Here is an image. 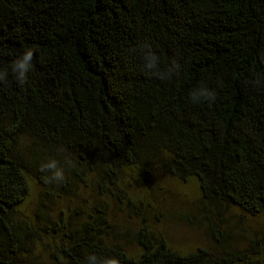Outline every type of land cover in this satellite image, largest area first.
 I'll return each instance as SVG.
<instances>
[{
    "label": "trees",
    "instance_id": "obj_1",
    "mask_svg": "<svg viewBox=\"0 0 264 264\" xmlns=\"http://www.w3.org/2000/svg\"><path fill=\"white\" fill-rule=\"evenodd\" d=\"M142 42L161 69L177 61L171 79L143 69L134 51ZM28 47L27 83L11 74L0 83V264H86L89 254L120 264H258L241 252H177L144 224L131 257L108 242L115 226L99 208L49 225L13 210L31 177L47 194L88 183L113 194L126 169L157 165L195 178L213 206L264 213V88L249 83L264 75V0H0V69ZM201 81L216 90L214 103L190 101ZM50 157L63 182L39 171ZM210 230L217 241L220 229ZM43 232L57 239L47 262L31 255Z\"/></svg>",
    "mask_w": 264,
    "mask_h": 264
},
{
    "label": "rangeland",
    "instance_id": "obj_2",
    "mask_svg": "<svg viewBox=\"0 0 264 264\" xmlns=\"http://www.w3.org/2000/svg\"><path fill=\"white\" fill-rule=\"evenodd\" d=\"M119 187L113 194H100L95 183H88L60 196V191L45 193L31 177L28 194L13 214L21 221L49 225L85 218L99 208L115 226L116 234L108 242L121 246L131 257L142 251L134 234L144 224L177 252L188 253L197 248L214 255L241 252L247 259L264 264V213L250 215L236 206H213L202 198L195 178L179 179L157 165L148 172L126 169ZM210 226L221 231V237L215 235L217 241ZM47 233L40 234L31 249L32 256L45 262L50 245L57 242L51 237L53 233Z\"/></svg>",
    "mask_w": 264,
    "mask_h": 264
},
{
    "label": "clouds",
    "instance_id": "obj_3",
    "mask_svg": "<svg viewBox=\"0 0 264 264\" xmlns=\"http://www.w3.org/2000/svg\"><path fill=\"white\" fill-rule=\"evenodd\" d=\"M134 51H138L141 54L143 69L160 80L171 79L172 75L180 68L177 61L173 60L167 70L161 69L160 57L153 51L152 45L148 42L139 43ZM33 60L34 50L30 47L25 48L12 61L10 66L0 69V83H7L11 74L16 83L23 87L29 79L30 72L33 70ZM249 83L254 88H264V75L254 76ZM189 99L193 104L202 102L214 103L217 99L216 90L201 81L190 91ZM39 171L50 174L46 181L49 183L52 181L63 182L65 179V169L60 166L55 158L50 157L41 163ZM86 264H120V261L114 256L99 258L95 254H89L86 258Z\"/></svg>",
    "mask_w": 264,
    "mask_h": 264
}]
</instances>
